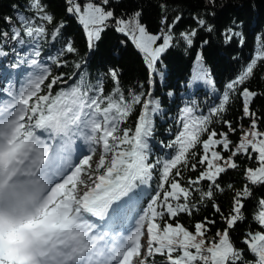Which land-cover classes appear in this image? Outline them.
Segmentation results:
<instances>
[{
  "label": "snow or ice",
  "instance_id": "snow-or-ice-1",
  "mask_svg": "<svg viewBox=\"0 0 264 264\" xmlns=\"http://www.w3.org/2000/svg\"><path fill=\"white\" fill-rule=\"evenodd\" d=\"M57 2L16 0L14 16L0 15V66L27 69L19 87L0 82V264H264V195H256L264 193V114L255 110L264 87H251L264 81V33L246 62L233 57L238 70L222 86L206 65L209 40L201 37L242 47L244 21L218 20L243 3L155 0L152 32L145 0H59V19ZM125 3L134 6L117 14ZM185 7L193 23L176 31ZM248 7L256 6L249 0ZM67 18L82 27L89 53L109 29L122 35L120 43L140 55L147 88L139 81L124 87L116 67L94 76L87 59H75L71 38L45 56V45L63 38ZM181 45L186 54L196 49L187 87L203 85L213 103L205 109L185 101L171 138L160 142L169 153L155 155L151 142L164 110L154 87L165 76L164 56ZM234 111L240 115L229 119ZM229 171L243 183L227 184L233 195L225 214L217 196ZM208 207L211 216L187 225L180 219Z\"/></svg>",
  "mask_w": 264,
  "mask_h": 264
},
{
  "label": "trees",
  "instance_id": "trees-1",
  "mask_svg": "<svg viewBox=\"0 0 264 264\" xmlns=\"http://www.w3.org/2000/svg\"><path fill=\"white\" fill-rule=\"evenodd\" d=\"M16 0H1L0 1V15L14 16V10L11 4L15 3ZM249 0H233V3H243V7L229 8L223 13L218 23L223 25L227 22L228 17L239 16L244 21L243 32L246 37V42L242 47L237 46L233 43L230 47L222 46L216 35L205 36L203 33L201 37L208 39L209 43L204 46L203 54L206 65L211 69L218 86H222L226 80L233 77L238 70V62L233 57H239L241 62H246L252 55L256 38L261 33H264V2L262 0H250L256 7H248ZM155 0L149 2L145 0V13L144 22L149 26L152 32L158 31L159 24V10L154 6ZM134 5L131 3H125L122 7L116 9L117 14L124 10V8H131ZM56 9L57 18L64 16L62 3L57 2L54 5ZM175 11L181 10V5L177 3L174 6ZM185 12V22L181 23L176 31L183 30L187 25H191L193 22L188 18V9L183 8ZM173 13L170 12L169 15ZM64 36L60 41L51 42L45 45V50L52 51L53 55L56 51L62 47L64 39L71 38L74 41L75 46L79 50L80 59L84 57L88 60V71L94 76L99 72H104L109 67H116L121 70V83L124 87L135 86L137 82H143L145 88H147V72L144 68L140 55L135 51L131 44L124 46L120 43L124 37L113 30L109 29L106 31L101 41L99 42L98 48L89 53L85 40V35L82 27L76 22L75 19L67 18V27L63 30ZM199 44V40L197 41ZM196 49L193 48L190 53H185L183 46L170 50L163 58L165 68L163 69L165 76L163 80L157 78V83L154 87L155 96L160 98L162 102V108L164 112L156 118V135L152 140V146L155 155L168 154L170 150L165 149L161 146L160 142H167L171 137L169 136L168 129L174 128L175 120L174 117L177 114L179 107L189 99H195L197 103L202 104L205 109L210 106L213 101L206 95L208 91L203 85L199 87L188 88L187 82L190 74L193 70V61L195 57ZM17 69H21L17 68ZM55 71H67V69H54ZM264 74V73H262ZM111 87V84H108ZM253 89H260L264 87V81H253L251 84ZM171 91L173 95L167 96V93ZM239 105L237 104V108ZM255 110L261 114H264V100H257L255 102ZM166 113V115L164 114ZM229 119H233L240 115L239 111H234L226 114ZM245 125L247 121H244ZM226 130V129H225ZM236 137H232L235 139ZM232 183L235 189H239L242 186L243 180L241 175L235 171H229L222 178V184L225 187V192L218 194L217 202L220 204L222 210L227 214L231 208L233 192L227 190V184ZM257 196L264 195V193L257 192ZM252 205L248 204L247 211L251 212ZM211 216L212 209L201 208V211L194 217L190 218L187 216H181L180 219L186 225L195 220H200L204 216ZM219 221V216L216 217ZM249 219H251L249 215ZM223 223H217L216 228H223ZM253 229H256V225H252ZM215 228H213V232ZM244 227H238L236 232L233 233V238L239 242L240 234L243 233ZM242 246V245H241Z\"/></svg>",
  "mask_w": 264,
  "mask_h": 264
},
{
  "label": "rangeland",
  "instance_id": "rangeland-1",
  "mask_svg": "<svg viewBox=\"0 0 264 264\" xmlns=\"http://www.w3.org/2000/svg\"><path fill=\"white\" fill-rule=\"evenodd\" d=\"M48 54L53 55L52 51L44 50V55L46 56ZM9 70L11 71L12 75L17 74V72H13V70L9 67V65L7 63H4L2 66H0V75H1V73H4V72L9 71ZM21 70H22L21 72H23V73H24V70L27 72V69L25 67H21ZM26 72L23 74V76L21 78L19 77V84L22 83L24 81V79L26 78ZM16 86L19 87V85H16ZM81 149L86 150L84 145H78V150H81ZM98 155H99V153H97V157H94V159L98 158Z\"/></svg>",
  "mask_w": 264,
  "mask_h": 264
},
{
  "label": "bare ground",
  "instance_id": "bare-ground-1",
  "mask_svg": "<svg viewBox=\"0 0 264 264\" xmlns=\"http://www.w3.org/2000/svg\"><path fill=\"white\" fill-rule=\"evenodd\" d=\"M12 70L13 72H17V74L12 75L10 70L4 73H1L0 82H4L5 79H11L14 83H16V85H19V77L21 78L26 71L24 70V73H23L21 72L22 71L21 69H12Z\"/></svg>",
  "mask_w": 264,
  "mask_h": 264
},
{
  "label": "water",
  "instance_id": "water-1",
  "mask_svg": "<svg viewBox=\"0 0 264 264\" xmlns=\"http://www.w3.org/2000/svg\"><path fill=\"white\" fill-rule=\"evenodd\" d=\"M1 1V0H0Z\"/></svg>",
  "mask_w": 264,
  "mask_h": 264
}]
</instances>
